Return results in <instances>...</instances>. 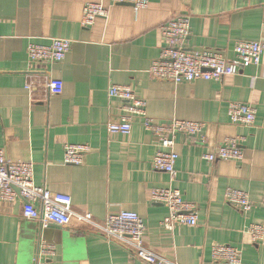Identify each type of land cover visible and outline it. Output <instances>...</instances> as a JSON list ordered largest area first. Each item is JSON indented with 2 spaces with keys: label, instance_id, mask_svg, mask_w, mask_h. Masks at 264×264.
Segmentation results:
<instances>
[{
  "label": "crops",
  "instance_id": "0c3cea01",
  "mask_svg": "<svg viewBox=\"0 0 264 264\" xmlns=\"http://www.w3.org/2000/svg\"><path fill=\"white\" fill-rule=\"evenodd\" d=\"M102 0H0V149L13 162H32L36 186L72 199L77 214H91L104 225L123 211L144 219V245L177 264H225L212 259L214 246L243 251L242 264H264V246L246 233L264 224V54L259 66H247L221 82L174 84L153 78L149 70L161 56L160 27L180 15L191 16L189 51L211 50L233 58L238 41L264 44V0H149L111 6L107 18L81 25L86 3ZM72 42L59 63L33 62L30 44ZM60 80L63 93L50 95L45 84ZM131 88L147 102L156 123L173 120L205 124L206 143L176 136L179 156L175 182L153 168L162 150L157 136L137 120L130 134L110 133L108 124L124 116V102L109 96L114 86ZM32 86L31 88H28ZM256 109V123L233 124L229 104ZM243 138L240 162L204 160L226 139ZM66 145H85L79 166L64 162ZM178 189L196 206L198 223L162 227L168 208L152 200L155 189ZM244 191L253 203L244 214L226 201L228 189ZM42 244L54 255H38ZM0 264H146L94 226L73 220L49 226L23 216L22 203L0 200Z\"/></svg>",
  "mask_w": 264,
  "mask_h": 264
},
{
  "label": "built area",
  "instance_id": "2783aa9c",
  "mask_svg": "<svg viewBox=\"0 0 264 264\" xmlns=\"http://www.w3.org/2000/svg\"><path fill=\"white\" fill-rule=\"evenodd\" d=\"M111 6L129 4L134 10L149 7V0H107ZM109 7L103 0L99 3L89 2L84 5L81 25L89 28L97 19L107 18ZM264 20V6H263ZM191 32L189 14L175 17L160 27L163 41L161 56L153 62L149 73L158 80L174 84L193 83L196 81L221 82L226 77L239 74L247 66H259L264 54L261 42L238 41L233 49V58L223 52L200 50L189 51L186 40ZM72 42L66 39H54L50 45L30 44L29 59L33 62L59 63L70 52ZM29 86L28 88H31ZM46 91L52 96L63 93L64 84L60 80L50 79L45 84ZM109 96L124 102V116L118 122L108 124L110 133L130 134L135 122L142 121L146 131L157 136L162 146L154 157L152 165L157 171L169 175L175 182L178 176L176 165L179 156L174 152L176 136L184 134L189 137H200L197 143H206L205 124L199 122L173 120L167 123H156L147 114V102L136 96L126 86L114 85L109 89ZM229 117L233 124L247 128L256 123V109L242 102L229 104ZM243 138H230L217 145L212 152L204 155V160L215 163L219 161L240 162L243 152L240 148ZM90 148L85 145H66L64 162L67 165L79 166L83 163L84 154ZM226 201L233 208L244 214L249 213L253 203L248 193L228 189ZM0 200L6 203H22L23 216L27 220L38 222L44 229L49 226L68 227L73 220L87 223L99 230L108 240L117 241L130 249L133 254L146 264H177L165 257H160L144 245L146 224L137 213L123 211L109 216L104 225L94 223L91 214H77L72 210V199L64 194H55L46 188L36 186L34 182V164L32 162H13L6 152L0 149ZM152 200L168 208L169 214L163 220L162 227L172 232L179 225L195 226L198 223V211L194 204L184 199L183 193L174 188L155 189ZM246 233L255 245L264 246V224H251ZM52 246L42 244L38 255H54ZM212 259L215 263L242 264L243 251L233 246H214Z\"/></svg>",
  "mask_w": 264,
  "mask_h": 264
},
{
  "label": "water",
  "instance_id": "95a60500",
  "mask_svg": "<svg viewBox=\"0 0 264 264\" xmlns=\"http://www.w3.org/2000/svg\"><path fill=\"white\" fill-rule=\"evenodd\" d=\"M124 5H128L129 6V4H124ZM130 6H132V5H130Z\"/></svg>",
  "mask_w": 264,
  "mask_h": 264
}]
</instances>
